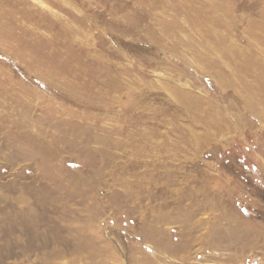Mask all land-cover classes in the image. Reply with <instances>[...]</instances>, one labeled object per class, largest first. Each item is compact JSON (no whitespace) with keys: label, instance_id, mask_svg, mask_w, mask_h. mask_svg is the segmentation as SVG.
<instances>
[{"label":"rangeland","instance_id":"1","mask_svg":"<svg viewBox=\"0 0 264 264\" xmlns=\"http://www.w3.org/2000/svg\"><path fill=\"white\" fill-rule=\"evenodd\" d=\"M0 264H264V0H0Z\"/></svg>","mask_w":264,"mask_h":264}]
</instances>
